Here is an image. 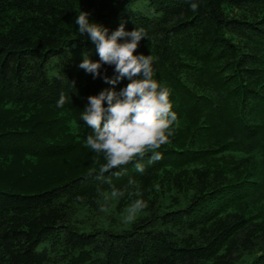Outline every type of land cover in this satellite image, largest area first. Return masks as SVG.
Here are the masks:
<instances>
[{"label": "trees", "instance_id": "trees-1", "mask_svg": "<svg viewBox=\"0 0 264 264\" xmlns=\"http://www.w3.org/2000/svg\"><path fill=\"white\" fill-rule=\"evenodd\" d=\"M133 1L0 0V264H264V0ZM78 10L147 33L177 116L159 161L100 173L80 116L113 86L78 66Z\"/></svg>", "mask_w": 264, "mask_h": 264}, {"label": "clouds", "instance_id": "clouds-1", "mask_svg": "<svg viewBox=\"0 0 264 264\" xmlns=\"http://www.w3.org/2000/svg\"><path fill=\"white\" fill-rule=\"evenodd\" d=\"M197 7L196 3L190 4L192 11ZM77 13L75 24L79 35H87L100 58L93 61L87 53H83L78 66L86 74H91L94 80L102 79L113 86L98 95L89 96L80 116L92 129L86 146L94 152L104 153L106 163L100 168V173L120 168L136 158L142 160L149 152L152 153L149 164L159 161L162 155L156 150L169 143L173 134L169 129L177 116L172 111L169 90L153 79L151 55L134 54L147 33L137 28L126 31L121 24L109 34L102 24L90 21V12L78 10ZM105 65L114 66L113 77L107 75ZM125 78L129 81L126 87L116 91L115 85ZM65 103L66 97L61 94L57 107H63ZM135 167L141 173L145 170L139 162ZM123 195V190L116 188L110 193L112 198ZM147 207L145 200L137 199L127 208L125 222H134Z\"/></svg>", "mask_w": 264, "mask_h": 264}, {"label": "rangeland", "instance_id": "rangeland-1", "mask_svg": "<svg viewBox=\"0 0 264 264\" xmlns=\"http://www.w3.org/2000/svg\"><path fill=\"white\" fill-rule=\"evenodd\" d=\"M145 7L142 3L141 0H136V1H133L131 2L130 4H128L126 7H125V10H127L128 8H138V9H142L143 11L151 14V10L148 9V8H143ZM99 222H101V219L100 218H97ZM103 223V222H102ZM119 221L116 223L118 225Z\"/></svg>", "mask_w": 264, "mask_h": 264}]
</instances>
